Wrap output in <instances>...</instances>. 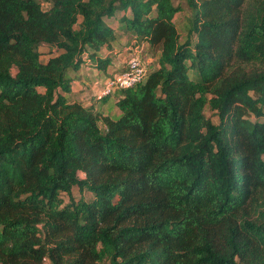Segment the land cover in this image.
<instances>
[{
	"label": "trees",
	"instance_id": "obj_1",
	"mask_svg": "<svg viewBox=\"0 0 264 264\" xmlns=\"http://www.w3.org/2000/svg\"><path fill=\"white\" fill-rule=\"evenodd\" d=\"M184 3L0 0V264H264V0Z\"/></svg>",
	"mask_w": 264,
	"mask_h": 264
},
{
	"label": "rangeland",
	"instance_id": "obj_2",
	"mask_svg": "<svg viewBox=\"0 0 264 264\" xmlns=\"http://www.w3.org/2000/svg\"><path fill=\"white\" fill-rule=\"evenodd\" d=\"M172 1H173V4L175 6H179L181 8V11H179L178 13H176V15L174 16V19L173 20H174V24H175L178 32L183 36L186 33L187 29L189 28V12H188V10H187V8L185 6L184 0H172ZM112 23L113 22L111 21L110 24L114 28L116 26V24H114V23L112 24ZM121 31L122 30L120 29L119 30V33H121ZM123 42H125V39H124ZM134 47L131 48V49H133L131 51V53H126V56L127 57H129V58L131 57L132 53L135 50ZM138 50H140V53L139 54L141 56V62H142V64H145L148 69L151 68V67H153V65H154V63H153L154 61L153 60H154L155 56H151V54L148 51L146 52L145 47H139ZM39 51H40V54H41V60L44 61L46 59V57L49 55L48 54V49L45 46H41L39 48ZM126 56L124 57V59L122 57H119L118 58L119 59V64H123L126 61V59H127ZM126 64H127V62H126ZM100 80H102V79H100ZM102 84L103 83L96 84L95 87H94V89L93 88L90 89L88 86L85 85L84 87L85 88L87 87V90H88V92H87L88 95L87 96H89L91 93L94 94L97 89H99V88L102 87ZM205 115L208 116L209 118H211L214 123L217 122L216 118L214 117V115L210 111L205 110ZM80 176H82V175L80 174L79 177ZM72 195L75 198H77L79 196L78 190H76V189L73 190V194ZM82 196L86 200H90L91 199V195L89 193H87L86 191H84L82 193ZM64 199L67 200V198L65 196H64Z\"/></svg>",
	"mask_w": 264,
	"mask_h": 264
},
{
	"label": "built area",
	"instance_id": "obj_3",
	"mask_svg": "<svg viewBox=\"0 0 264 264\" xmlns=\"http://www.w3.org/2000/svg\"><path fill=\"white\" fill-rule=\"evenodd\" d=\"M140 50L135 49L131 57L127 60L124 72L106 80L98 92V97L110 95L115 89L129 88L140 82L146 74L141 57Z\"/></svg>",
	"mask_w": 264,
	"mask_h": 264
},
{
	"label": "crops",
	"instance_id": "obj_4",
	"mask_svg": "<svg viewBox=\"0 0 264 264\" xmlns=\"http://www.w3.org/2000/svg\"><path fill=\"white\" fill-rule=\"evenodd\" d=\"M126 42H127V40L125 39V42L124 43H126ZM132 43H133V41L131 42V44ZM130 47H131V45H129V47H127L125 49H128ZM113 51L111 52L112 55L113 54H116L115 49H113ZM125 56H126V53H122L120 55L115 56L114 57V65L116 67H120L123 64H125L127 62V60L129 59V57L126 56L127 59H126V61L123 64H119V59H118L119 57H122L124 59ZM76 76H77V79L73 82L72 91L75 94L76 98H79L82 101H85L87 99L86 97H88L87 96L88 95V93H87L88 90H87V87L86 88L84 87L85 85L88 86L90 89L91 88L94 89V87H95L96 84L103 83V81L100 80V78L98 76H96L94 73L88 72V70H87V68L85 66H82L80 68V70H79V72H78V74ZM91 95H93V94L91 93Z\"/></svg>",
	"mask_w": 264,
	"mask_h": 264
}]
</instances>
